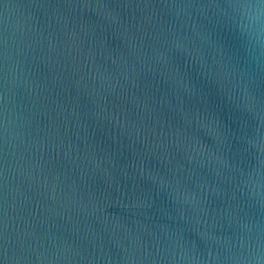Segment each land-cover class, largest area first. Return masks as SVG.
Listing matches in <instances>:
<instances>
[{
    "label": "water",
    "instance_id": "obj_1",
    "mask_svg": "<svg viewBox=\"0 0 264 264\" xmlns=\"http://www.w3.org/2000/svg\"><path fill=\"white\" fill-rule=\"evenodd\" d=\"M261 0H0V264H264Z\"/></svg>",
    "mask_w": 264,
    "mask_h": 264
},
{
    "label": "clouds",
    "instance_id": "obj_2",
    "mask_svg": "<svg viewBox=\"0 0 264 264\" xmlns=\"http://www.w3.org/2000/svg\"><path fill=\"white\" fill-rule=\"evenodd\" d=\"M261 4L264 5V0H261ZM239 8H240V16L242 19V22L239 25L241 31L247 29L249 25L258 21L260 17L264 15V11H262L261 7L258 5L242 4L239 5Z\"/></svg>",
    "mask_w": 264,
    "mask_h": 264
}]
</instances>
